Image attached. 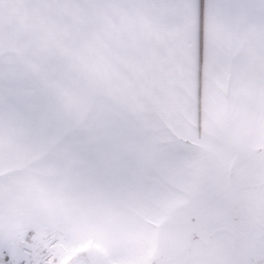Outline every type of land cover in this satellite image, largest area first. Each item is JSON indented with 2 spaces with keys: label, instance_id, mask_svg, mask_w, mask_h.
I'll return each mask as SVG.
<instances>
[{
  "label": "snow or ice",
  "instance_id": "1",
  "mask_svg": "<svg viewBox=\"0 0 264 264\" xmlns=\"http://www.w3.org/2000/svg\"><path fill=\"white\" fill-rule=\"evenodd\" d=\"M0 264H264V0H0Z\"/></svg>",
  "mask_w": 264,
  "mask_h": 264
}]
</instances>
